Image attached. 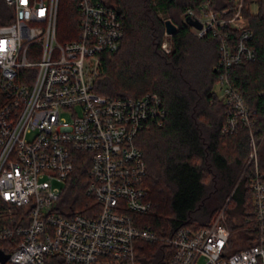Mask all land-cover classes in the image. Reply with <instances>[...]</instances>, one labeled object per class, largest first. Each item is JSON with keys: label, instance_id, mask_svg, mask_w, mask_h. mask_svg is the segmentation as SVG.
I'll use <instances>...</instances> for the list:
<instances>
[{"label": "built area", "instance_id": "1", "mask_svg": "<svg viewBox=\"0 0 264 264\" xmlns=\"http://www.w3.org/2000/svg\"><path fill=\"white\" fill-rule=\"evenodd\" d=\"M61 0H0V264H135L138 242L169 245L167 264H264V171L251 132L250 193L259 236L230 250L225 209L205 227H184L160 237L135 216L150 212L147 165L139 134L162 126L161 98L98 94L96 81L107 54L125 36L124 17L110 0H75L77 39H58ZM199 0L184 23L197 38L219 40L216 98L226 106L224 134L250 127L252 112L231 83L235 66L255 60L244 0L233 14ZM198 21L201 29L188 25ZM165 32L162 50L172 51ZM217 86V89L215 88ZM89 162L91 203L84 212L59 204L78 156ZM57 184V185H56ZM59 184H65L63 188Z\"/></svg>", "mask_w": 264, "mask_h": 264}, {"label": "trees", "instance_id": "2", "mask_svg": "<svg viewBox=\"0 0 264 264\" xmlns=\"http://www.w3.org/2000/svg\"><path fill=\"white\" fill-rule=\"evenodd\" d=\"M238 0H215L213 8L233 14ZM199 0H113L109 5L124 17L125 36L117 53L107 54L96 81L98 94L140 98L154 94L166 111L162 126L142 131L136 145L147 165L145 186L152 202L150 212L135 216L139 225L160 237H172L184 227H205L225 208L227 225L240 245L248 248L259 233L250 193L249 155L252 132L264 143V0H244V15L253 33L250 46L255 60L235 66L231 83L252 112L251 126L224 134L226 106L213 92L220 60L217 38L195 37L184 23L189 8ZM256 6V12L251 7ZM161 13L169 15L161 17ZM178 32L172 36V51L162 50L165 22ZM79 10L75 0H61L58 39L78 37ZM262 171L264 166L259 159ZM89 162L78 156L75 172L62 196L63 210L84 212L91 203ZM234 210V216L227 214ZM136 264H167L172 248L162 242L136 244ZM57 264H65L56 260Z\"/></svg>", "mask_w": 264, "mask_h": 264}, {"label": "rangeland", "instance_id": "3", "mask_svg": "<svg viewBox=\"0 0 264 264\" xmlns=\"http://www.w3.org/2000/svg\"><path fill=\"white\" fill-rule=\"evenodd\" d=\"M110 2L113 3V0H110ZM256 10H257L256 6H252V7H251V11H252V12H256ZM161 17H163V18H167V17H169V15H165L164 13H161ZM215 88L217 89V86H216ZM258 154H259V150H258ZM259 159H260L261 164L264 166V143H263L262 146H261ZM56 185H57V184H56ZM59 185H60L61 187H63V188L66 186L65 184H59ZM61 201H62V198H61V200H60V202H59V204L62 206L63 204L61 203ZM224 209H225V208H224ZM68 210H69V208H68ZM228 213H230L231 215L234 216V210H233L232 208L229 209V211L227 212V214H228ZM232 241H233V242L230 243V250H231V252L234 251V249L236 248V245H240V244H241L240 241H239V239H237V235H234V236L232 237ZM135 264H136V262H135Z\"/></svg>", "mask_w": 264, "mask_h": 264}, {"label": "water", "instance_id": "4", "mask_svg": "<svg viewBox=\"0 0 264 264\" xmlns=\"http://www.w3.org/2000/svg\"><path fill=\"white\" fill-rule=\"evenodd\" d=\"M187 23H188V25H190L192 27L201 29V24L198 21L192 20L191 18H187ZM165 32L167 35L172 37L178 32V27L171 20H167L165 22ZM7 259H8V256L3 255L0 252V260L2 262H5Z\"/></svg>", "mask_w": 264, "mask_h": 264}]
</instances>
